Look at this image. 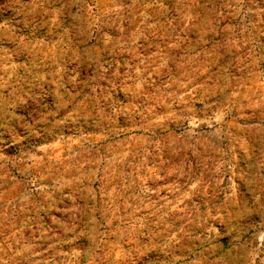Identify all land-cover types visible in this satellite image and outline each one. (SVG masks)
<instances>
[{
	"label": "clouds",
	"instance_id": "obj_1",
	"mask_svg": "<svg viewBox=\"0 0 264 264\" xmlns=\"http://www.w3.org/2000/svg\"><path fill=\"white\" fill-rule=\"evenodd\" d=\"M0 264H264V0H0Z\"/></svg>",
	"mask_w": 264,
	"mask_h": 264
}]
</instances>
